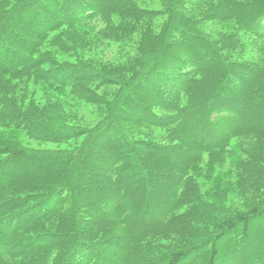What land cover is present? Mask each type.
Instances as JSON below:
<instances>
[{
    "label": "trees",
    "instance_id": "1",
    "mask_svg": "<svg viewBox=\"0 0 264 264\" xmlns=\"http://www.w3.org/2000/svg\"><path fill=\"white\" fill-rule=\"evenodd\" d=\"M0 129V264H264V0H0Z\"/></svg>",
    "mask_w": 264,
    "mask_h": 264
},
{
    "label": "rangeland",
    "instance_id": "2",
    "mask_svg": "<svg viewBox=\"0 0 264 264\" xmlns=\"http://www.w3.org/2000/svg\"><path fill=\"white\" fill-rule=\"evenodd\" d=\"M152 8L155 7L154 5L151 6ZM88 28L90 29L88 33L86 34L87 38V44L86 46H89L88 48H81L79 49L78 46L76 47L77 50L73 52V55L75 53H78L75 56H68L60 53L59 51H56L53 49L52 51L55 53V57L57 60H67V61H76V59H85L89 61L96 62L98 64H106L107 59H113L116 55V49L106 47L105 45L102 46L101 44L97 45L98 40V32L101 30V24H88ZM231 27L229 24L226 26H222L216 22H208L205 25L202 26L205 32L208 34L216 37L219 33H221V30L223 28ZM86 29V28H85ZM223 31V30H222ZM244 39L246 42L254 45V47H251L249 49V52H251L252 57H256L258 49L255 48V45L259 44L253 41V39L250 36H245ZM48 46H46L47 48ZM115 49V50H114ZM260 49V48H259ZM114 61V60H113ZM29 87V93L32 96V99H34L38 104L44 105L48 103L50 100H57L56 98L60 97V93L57 90V87H49L47 85H41V84H33L30 83L28 85ZM113 88L110 87L109 90H112ZM68 106L64 107L68 112L71 114V120L72 123L75 125H80L85 128H92L96 126L102 118H104V112L103 109L100 107H96L91 104L84 103L82 101H75L69 99ZM153 134L160 133L159 130H153ZM0 139L2 140H9L12 141L20 146L27 147V148H34V149H66V148H73L75 146V143L73 140L69 141L67 144L64 145H55V144H45L40 143L35 140H32L28 138L24 133L12 130V129H0ZM26 168L22 169V172H25ZM215 173V172H214ZM202 176H200V182L205 186L206 189L211 188L210 180L214 176L212 172H210L207 168H204L202 172L200 173ZM203 186V188H204ZM142 231V230H140Z\"/></svg>",
    "mask_w": 264,
    "mask_h": 264
},
{
    "label": "bare ground",
    "instance_id": "3",
    "mask_svg": "<svg viewBox=\"0 0 264 264\" xmlns=\"http://www.w3.org/2000/svg\"><path fill=\"white\" fill-rule=\"evenodd\" d=\"M8 240V239H7ZM8 244H6V247H7ZM10 249V248H9Z\"/></svg>",
    "mask_w": 264,
    "mask_h": 264
}]
</instances>
